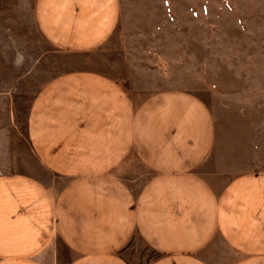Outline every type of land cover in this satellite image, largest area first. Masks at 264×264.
Wrapping results in <instances>:
<instances>
[{
	"label": "crops",
	"instance_id": "0c3cea01",
	"mask_svg": "<svg viewBox=\"0 0 264 264\" xmlns=\"http://www.w3.org/2000/svg\"><path fill=\"white\" fill-rule=\"evenodd\" d=\"M118 7L34 0V18L80 51L109 37ZM24 126L35 168L0 172V264H264V171L202 175L214 125L193 92L133 100L99 71L67 70L35 88Z\"/></svg>",
	"mask_w": 264,
	"mask_h": 264
},
{
	"label": "rangeland",
	"instance_id": "374dc122",
	"mask_svg": "<svg viewBox=\"0 0 264 264\" xmlns=\"http://www.w3.org/2000/svg\"><path fill=\"white\" fill-rule=\"evenodd\" d=\"M118 6L109 37L73 51L40 33L34 0H0V172L32 174L27 104L40 82L72 69L113 78L133 100L166 87L193 92L214 125L210 153L197 167L202 175L264 171V0H118ZM127 166L139 169L132 160Z\"/></svg>",
	"mask_w": 264,
	"mask_h": 264
}]
</instances>
